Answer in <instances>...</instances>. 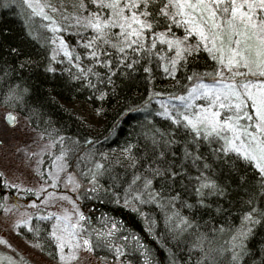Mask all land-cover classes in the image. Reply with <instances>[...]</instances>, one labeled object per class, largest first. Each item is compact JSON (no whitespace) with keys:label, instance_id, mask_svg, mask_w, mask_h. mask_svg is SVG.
<instances>
[{"label":"snow or ice","instance_id":"6c2138e0","mask_svg":"<svg viewBox=\"0 0 264 264\" xmlns=\"http://www.w3.org/2000/svg\"><path fill=\"white\" fill-rule=\"evenodd\" d=\"M13 2L27 13L29 19L40 17L48 22L43 27L53 34L51 43L55 45L59 42V51L71 62L73 53L63 37L58 35L66 29L47 11L57 12L59 9L43 0ZM73 8L76 11L65 15L64 20L70 21L68 27L85 41L80 46L87 50V58L109 70L107 80H101L102 83H112L111 77L121 66L134 71L141 61L150 64L155 59L157 67H162L163 72L172 78L180 69L186 68L190 58L200 53H206L213 62L212 71L188 75L183 92H157L149 95L143 106L128 109L129 112L161 117L170 123L173 131L150 130L144 133L152 145L153 165L146 169L147 176L133 174L124 190L125 206L135 201L141 205L157 204L162 209L167 207L171 215L165 213V228L171 232L172 239L179 241L185 234L191 235L196 226L174 210L175 204L179 201L182 207L193 212L210 207L208 196L226 198L228 184L221 182L220 176L226 179L234 176L239 184L247 185L251 171L257 194L264 199V0H78ZM160 27L164 30L157 31ZM177 31L181 34L177 35ZM55 58L54 54L52 59ZM75 59L79 61L81 57L77 54ZM75 66L85 78L89 74L97 75L92 68L85 70L79 64ZM47 71L54 72L55 69L49 66ZM143 71L150 74L152 69L144 67ZM97 78L100 79L98 75ZM88 86L95 87L90 79ZM106 96L107 93L101 92L98 99L104 100ZM152 102L158 106L155 110L151 109ZM7 120L15 124V117L11 114ZM174 145L182 150L183 162L178 167L169 160H175ZM203 149L207 150V154ZM125 151L130 153L131 146ZM186 167L194 168L197 174L189 176ZM53 168L54 171L47 173L48 180L43 183L58 188L64 173L65 190L77 194V199L68 195L60 197L72 205V212L62 216L49 213L37 217L39 220H54L50 236L58 249L61 264H75L81 249L92 253L100 247H107L120 264V258L127 253L112 240L118 230L117 225H106L107 231L91 228L88 217L79 210L78 204L80 189L84 190L85 198L92 196L95 199L100 197L101 192L107 193L97 179L106 170L104 165L97 163L94 171L88 170L91 172L88 185L81 184L74 172L66 171L63 153L54 158ZM81 175L88 176L87 173ZM154 179L162 182V188L169 182H179L183 186L185 179L195 181L196 202L190 204L181 200L179 193L176 196H161L153 189ZM25 191L37 198L45 193L48 197L53 195L43 185L39 191ZM112 197L119 203L121 197L115 192H112ZM246 203L249 210L243 214L238 226L216 229L230 234V248L206 247L207 238L196 236L193 248L189 250L198 252L200 258L196 264H217L223 251L231 252V262L239 264L245 240L255 226L264 223V212L256 207L255 194ZM13 207L22 205L17 203ZM26 207L36 208L37 204L32 202ZM132 210L139 211L135 207ZM215 211L219 214L223 209L217 206ZM29 222L25 220L23 225L28 226ZM20 226L18 223L17 227ZM28 231L33 229L28 227ZM122 239L127 241L128 237ZM133 239L138 241L139 238ZM0 244H7V241L0 239ZM145 259L149 264L147 256ZM170 264H178L174 253L171 254Z\"/></svg>","mask_w":264,"mask_h":264},{"label":"trees","instance_id":"16d2710c","mask_svg":"<svg viewBox=\"0 0 264 264\" xmlns=\"http://www.w3.org/2000/svg\"><path fill=\"white\" fill-rule=\"evenodd\" d=\"M60 2V10L64 14L71 15L76 11L73 5L78 0ZM8 5H0V105L11 106L42 136L62 143L67 150L64 156L68 169L83 183L91 177L89 169L94 171L97 163L104 165L106 170L97 179L98 184L107 189V193L101 192L99 198L93 199L92 196L85 198L83 190L79 203L91 228L107 231L112 223L117 225L118 230L112 240L127 253L121 257L125 262L146 264L147 256L149 264H170L171 254L174 253L178 264H196L199 254L189 250L193 248L197 235L207 238L206 247L220 249L230 234L216 229L238 226L243 214L249 210L246 202L250 196L255 194V205L264 212V199L257 194L256 181L251 171L248 173L247 185L239 184L234 176L228 179L220 176L219 180L228 184L229 194L219 199L208 196L209 208L189 212L178 201L174 210L196 226L191 235L185 234L179 241L172 239L171 232L165 228V213L171 215L170 209L151 205L148 211H133V207L124 204V190L133 174L147 176L146 169L153 165L152 145L144 133L150 130L173 131L170 123L161 117L144 112H129L128 109L143 106L149 95L157 92H183L188 75L213 70V62L207 58L206 53L190 58L186 68L180 69L175 78L165 74L153 59L150 64L141 61L134 71L121 66L111 77L112 83H102L101 80H107L109 70L87 58V50L80 46L85 41L74 34L73 28L69 27L70 31L64 36L73 53L72 61L61 57L54 62L48 44L39 33H34L27 14L13 4ZM156 30L164 29L160 27ZM180 34L177 31V35ZM77 54L81 57L79 61L75 59ZM76 64L85 70L92 68L100 79L91 74L85 78ZM49 66L55 71H47ZM149 66L152 69L150 74L143 71L144 67ZM89 79L95 87L88 86ZM101 92L107 93L104 100L98 99ZM157 107L155 102L151 103L152 110ZM129 146L130 153L125 151ZM173 151L176 153L175 160H169L178 167L183 162L182 150L174 145ZM203 151L207 154L206 149ZM185 171L189 176L197 174L191 167H186ZM81 173H87L88 176ZM161 183L159 179L153 180V189L160 192L161 196H176L179 193L181 200L190 204L196 202L195 181L185 179L183 186L179 182H169L163 188ZM112 192L121 197L119 203L112 197ZM7 198H14V193L0 192V204ZM32 199V196L25 195L23 202ZM217 206L223 212L218 214L215 211ZM36 223L33 229L35 234H31V238L40 245V253L55 258V244L49 237L52 222L45 220ZM124 236L128 237L127 241L122 239ZM133 237H138V241ZM94 251L101 257L113 255L107 247L96 248ZM230 257L229 252L223 251L217 264H233ZM239 264H264V223L255 226L245 240V250Z\"/></svg>","mask_w":264,"mask_h":264},{"label":"rangeland","instance_id":"374dc122","mask_svg":"<svg viewBox=\"0 0 264 264\" xmlns=\"http://www.w3.org/2000/svg\"><path fill=\"white\" fill-rule=\"evenodd\" d=\"M58 1L60 2V0ZM43 2L50 3L53 7L59 9L57 12H53L51 9H47V11L61 26L65 27L66 30L58 34L65 40L64 36L67 34V31H70L68 27L70 21L64 20L66 14L60 10L61 6H59V2L57 3L55 0H43ZM5 4L16 6L13 0H0L1 6ZM31 22L35 31L34 33H39L41 39L48 44L51 58L55 54L56 58L52 60L56 62L61 57L68 59L63 55L62 51H59V42L55 45L51 43L53 34L43 27L48 22L41 20L40 17L31 18ZM68 48L70 50L69 45ZM13 110L11 106L0 105V174H2L0 175V192L14 193V198H7L3 204H0V239L7 241V244H0V264H61L56 246L55 258L51 259L45 253H40V245L30 236L35 233L33 231L29 232L28 227L35 229L36 222L45 221L37 219L39 216H47L49 213L62 216L66 212H72V205L68 201L60 199L62 195H68L73 199H77L76 193H72L70 190H65L64 188L65 174H61L58 188L54 189L43 183L44 180H48L47 173L54 171V158L60 156L62 153L65 155L67 150L62 143L54 139L45 138L38 131L31 128L26 118L15 112V110L16 123L13 126L9 125L6 115ZM53 144H55V147H51ZM65 147L67 148V146ZM66 171L73 172L68 169V166ZM75 178L81 184L88 185V182L83 183L77 175H75ZM49 183H51L50 180ZM42 185L47 188L48 193L53 194L51 197H48L45 193L37 198L25 191L26 189L39 191ZM81 191L83 189H80L79 198ZM25 195L32 196L33 199L23 202ZM129 200H132L131 196H129ZM44 201H47V203ZM32 202L37 204L36 208L26 207V205ZM17 203L22 205V207H13ZM78 204L79 210L83 212L79 199ZM151 205L157 204L149 203L141 205L135 201L129 204L133 208L135 207L144 211H148ZM6 208L9 210L5 211ZM84 215L87 217L85 213ZM25 220L30 221L28 226L23 225V221ZM48 221H51L52 224L54 223V220ZM18 223L21 224L20 227H17ZM49 237L51 238V236ZM36 245H39V247ZM230 247L231 236L220 249H228ZM229 253L231 254V252ZM75 264H117V262L114 260L113 255L112 257H101L95 251L88 253L81 249L79 251V259ZM120 264L128 263L120 258Z\"/></svg>","mask_w":264,"mask_h":264},{"label":"water","instance_id":"95a60500","mask_svg":"<svg viewBox=\"0 0 264 264\" xmlns=\"http://www.w3.org/2000/svg\"><path fill=\"white\" fill-rule=\"evenodd\" d=\"M9 114H11L12 116L15 117V123H16V113H15L14 111L9 112V113L6 115V120H7V117L9 116ZM7 122H8V120H7ZM8 124L11 125V126H13V124H11V123H9V122H8ZM14 125H15V124H14Z\"/></svg>","mask_w":264,"mask_h":264}]
</instances>
